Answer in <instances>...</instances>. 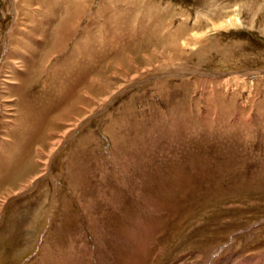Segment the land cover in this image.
Wrapping results in <instances>:
<instances>
[{
    "label": "rangeland",
    "instance_id": "rangeland-1",
    "mask_svg": "<svg viewBox=\"0 0 264 264\" xmlns=\"http://www.w3.org/2000/svg\"><path fill=\"white\" fill-rule=\"evenodd\" d=\"M0 91V264H264V0H0Z\"/></svg>",
    "mask_w": 264,
    "mask_h": 264
},
{
    "label": "bare ground",
    "instance_id": "bare-ground-1",
    "mask_svg": "<svg viewBox=\"0 0 264 264\" xmlns=\"http://www.w3.org/2000/svg\"><path fill=\"white\" fill-rule=\"evenodd\" d=\"M78 10V9H77ZM65 21V20H64ZM69 21V20H68ZM76 21V20H75ZM235 22V21H234ZM72 25V24H71ZM71 29V28H70ZM57 31V30H56ZM56 38H57V40H58V38H60V39H62V35H60V34H58V33H56ZM64 42V41H63ZM62 47H64L63 45H62ZM60 49H61V47H60ZM54 50V49H53ZM182 52V51H181ZM185 53V52H184ZM52 55V54H51ZM8 57H9V55H8ZM12 57V56H11ZM19 64V63H18ZM170 64V63H169ZM17 69H21L20 68V66H18V67H16ZM136 68V67H135ZM260 73V72H259ZM263 73V72H262ZM261 74V73H260ZM247 78V77H246ZM250 79V78H249ZM142 80V79H141ZM134 86V85H133ZM4 89V88H3ZM1 92V91H0ZM4 101V100H3ZM90 110V109H89ZM92 113V112H91ZM85 118V117H84ZM86 118H88V116L86 117ZM85 118V119H86ZM85 119H83V120H85ZM80 121V120H79ZM82 121V120H81ZM84 122V121H83ZM79 124H80V122H79ZM79 127V126H78ZM4 128V127H3ZM65 133H66V131H65ZM64 133V134H65ZM7 136V132H6V129H3V131L1 132V134H0V146H1V149H0V176L2 175V174H4L7 170H8V168H9V157H8V152L9 153H11V151L13 150L14 151V149L11 147V144H10V141L8 142V144H7V142H6V139H5V137ZM54 144V143H53ZM53 147V146H52ZM54 148V147H53ZM50 150H52V149H50ZM3 151H5V152H7V153H4ZM3 152V153H2ZM52 152H50L48 155H47V157L48 158H50L51 157V154ZM50 155V156H49ZM47 161V160H46ZM47 163V162H46ZM49 163V162H48ZM47 166V165H46ZM45 166V167H46ZM34 180H36V179H32V182H28L29 183V185H32L33 183H34ZM8 187V186H7ZM7 187H5L3 190H2V192L0 193V214H1V211L3 210V208H4V205L6 204V201H7V199H8V197L10 196V194L12 193V194H14L15 192H13V191H11V189L10 188H7ZM28 187H30V186H27V185H24V186H22V184L18 187V191H16V192H19L20 190H22L23 188H28ZM25 190V189H24ZM0 223H1V221H0ZM35 223V222H34ZM0 231H2V228H1V226H0ZM6 233V232H5ZM7 240V237L6 236H1L0 235V263L2 262V261H4V260H7L6 258H10L9 257V255H8V253H9V249L8 248H5V241ZM37 252V251H36ZM37 254L39 255V253L37 252V253H35L34 255H33V258L31 259V263L30 264H35L34 262L36 261V256H37ZM19 255V254H18ZM15 259V258H14Z\"/></svg>",
    "mask_w": 264,
    "mask_h": 264
}]
</instances>
